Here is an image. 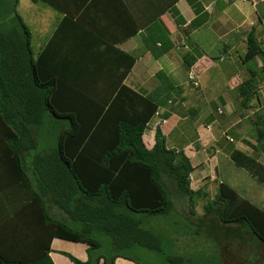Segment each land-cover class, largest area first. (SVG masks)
<instances>
[{
  "label": "trees",
  "instance_id": "trees-1",
  "mask_svg": "<svg viewBox=\"0 0 264 264\" xmlns=\"http://www.w3.org/2000/svg\"><path fill=\"white\" fill-rule=\"evenodd\" d=\"M42 1L65 16L40 53L17 12L9 25L0 26V264H55L50 255L54 237L86 242L91 255L102 246L99 233L112 239L114 253L105 257L106 264H115L118 256L133 259L126 250L134 246L164 253L161 237L144 227V216L173 210L169 181L190 201L202 191L192 188L190 157L168 147L160 124L152 148L144 134L169 90L179 94L183 88L166 81L150 93L135 90L125 80L136 58L115 48L112 68L102 66L101 36L85 30L76 16L82 3ZM257 56L264 60L251 34L245 59ZM250 72L237 86L245 108L258 92L257 71ZM255 114L251 145L264 152V112ZM231 158L264 185V163L256 156L234 149ZM220 201L218 216L224 223L246 226L264 242V207L223 181L205 206L207 217ZM53 208L68 219L52 214ZM64 254L75 264L101 259ZM166 259L168 264L186 260L182 255Z\"/></svg>",
  "mask_w": 264,
  "mask_h": 264
},
{
  "label": "crops",
  "instance_id": "crops-1",
  "mask_svg": "<svg viewBox=\"0 0 264 264\" xmlns=\"http://www.w3.org/2000/svg\"><path fill=\"white\" fill-rule=\"evenodd\" d=\"M77 1L83 4L82 8L77 9L76 16L84 23V29L93 32L96 37L97 33L101 36V49L98 52L104 51L100 58L104 68H112L114 65L116 56L114 49L117 48L136 58L125 80V83L135 90L144 94L150 93L166 81L183 88L179 94L169 90L171 95L159 107L160 113L151 118L144 134V141L148 148L153 147L156 126L160 124L166 135L168 147L183 149L190 157L194 167L191 173V185L194 190L202 191L201 197L212 196L207 185L210 186L216 181L219 187L223 181L230 184L226 174L221 173V170L224 163L223 158L236 164L231 158L234 149H240L259 159L257 156L259 151H255L251 145L254 142L247 138L248 132L242 129V122L249 115L238 112L234 103L227 105L225 101L229 99L228 95H231V99L241 102L237 86L250 77V70H256L260 86L257 99L261 105L260 109H264V60L261 56L253 60L245 59L248 38L251 34L257 38L264 52V40L262 39L264 36V2L254 6L248 0H175L174 3L173 0ZM60 12L62 13L60 21L58 17L55 19L52 16L49 20L41 19V22L49 24L51 30L50 33H46V42L54 36L64 19L65 13ZM70 31L74 33V30ZM87 47L88 45L83 47V51L88 54L89 48ZM191 62L193 64L188 67ZM222 62L225 63V68L221 65ZM91 64L95 66L94 62ZM193 66H200L201 73L205 74L206 78L209 76L212 80H218L221 76L227 81L230 94L226 95L227 99L225 97L223 102L219 100L216 107L217 112L221 107L223 114L225 113L224 107H230L227 117L224 118L227 123H224V119L215 120L209 103L206 106L200 105L198 109H193V107L190 109L181 104L188 101L191 93H200L202 89V85L194 88L188 82V72ZM224 94L222 92L221 96L224 97ZM179 104L182 106L179 107ZM162 118L165 119L164 122H160ZM179 119L193 120V123L197 125V135L184 141L182 134L179 137L176 133L174 134L175 128L179 126ZM170 120L175 121L170 125ZM228 124H231L229 128L232 127L235 130L236 136L225 135L228 128L223 129V127ZM180 130L184 131L188 128L180 127ZM169 133L173 134L172 143L168 138ZM224 138L227 146L235 143L234 147L226 153L220 145ZM174 144H177V147ZM261 154L264 158L263 152ZM240 168L252 176L248 170ZM234 173L238 172L234 171ZM230 185L243 198L264 207V198L260 201L253 200L247 192L250 190L248 186L243 193L244 190L241 192L234 185ZM218 192V190L215 192L216 196ZM219 204L220 207L218 206L219 209H217L216 206ZM217 205L214 207L218 210V212L215 211L216 214L219 213L223 203L220 201ZM55 211L60 213L57 208ZM204 216V219H219L217 216ZM228 229L233 232L224 236L178 239L173 242L172 247L175 246V248H168L169 253L164 251L158 255L160 263L132 255L133 259L124 256L116 257L115 264H168L167 255L184 256L186 260L181 264H264V244H260L262 241L255 239L246 226L232 223L228 225ZM237 229H242V232L235 233L234 230ZM89 247L90 245L83 241L54 237L51 242L50 255L55 264H75L64 252H69L82 261H87L90 257L96 259L101 256L98 264H106L105 257L108 256L99 249H92L90 255ZM137 250L141 249L137 247Z\"/></svg>",
  "mask_w": 264,
  "mask_h": 264
},
{
  "label": "rangeland",
  "instance_id": "rangeland-1",
  "mask_svg": "<svg viewBox=\"0 0 264 264\" xmlns=\"http://www.w3.org/2000/svg\"><path fill=\"white\" fill-rule=\"evenodd\" d=\"M15 4H16V0H0V26L3 27L9 25L13 21L12 19L15 16V12H17L19 15L22 16L24 22L29 26L32 32V45L34 51L38 54L49 43V41L46 42L47 40L46 33L51 32L49 24L46 22H41V19L47 18V20H49L50 16H52L55 19L58 17V21H60V19L62 18V13L56 10L55 8H53V6L49 2L48 3L43 2L42 0H37V1L19 0V2L16 5ZM201 63H199V65H202ZM221 65L223 66V68L226 67L225 63L223 62ZM193 68H196L197 74L199 76L200 84L202 85V89L200 93L197 92L191 93L189 95L188 101L182 102L181 104L187 106L190 109H192V107L193 109H198L200 105L206 106L209 103V105L211 106V111H213L214 113L215 120L221 119L222 121V119L227 117V112L230 110V107L228 106L224 107L225 109L224 114L223 113L219 114L217 112L216 107L219 103L218 102L219 100L223 102L225 97L227 99L226 95L230 94V89L229 86L227 85V81L224 80V78H222L221 76L218 80H212L210 79L209 76L206 78L205 74L201 73L200 66L197 67L193 66ZM257 88L260 89V86L258 85ZM233 89L236 88L234 87ZM222 92L225 93L224 97L221 96ZM228 96L229 99L225 101L226 102L225 104L232 105V103H234L235 105L234 107L237 108L238 112H244L245 115H249L242 122L243 123L242 129L248 132L246 135L247 138L250 139V141L255 142V136L257 134V127L255 125L257 116L255 113L264 111L263 108L260 109L261 105L258 102L257 96H255L252 99L249 108H245L241 102H237L236 100L231 99L232 97L231 95ZM191 98H195V100H191ZM181 104H179V107L182 106ZM180 116L183 117V115ZM174 121L170 120V125L174 123ZM189 121L179 119L178 120L179 126H177L174 131V134L176 133L178 137L182 134L181 137L184 138L183 139L184 141H186L187 138L191 139V137H195L197 135V125L193 123V120L190 122ZM223 121L224 123H227L226 119H224ZM229 125L231 124H228L223 127V129L228 128V130H226L227 132L225 133V135L229 134L230 136L231 135L236 136L234 134L235 130H233L232 127L229 128ZM180 127L182 128L187 127L188 130L181 131ZM242 132L244 133V131ZM172 135L173 134L170 133L168 134V138L171 140V143L173 141ZM177 144L179 143L177 142ZM234 144L235 143H232L229 146H227V142L225 138L224 140L222 139V141L220 142V145L224 153L229 151L230 148H233ZM176 145L175 147H177ZM261 153L262 152L259 151L257 156L259 157V160H263L262 162L264 163V158L262 157ZM223 159L225 161L223 160L224 163L222 164L221 173L223 172L224 174H226L227 181L230 184L237 187L241 192L244 189H247L248 186L250 190H248L247 192L249 193V196L253 200L260 201L261 198H264V186L261 184V182H258L251 175H249L248 172L242 170L239 166H237L233 162H229L227 158H223ZM234 171H237L238 173H234ZM165 179L168 180L167 176H165ZM172 184L173 183L169 181V186L172 189L171 195L174 202L173 210L170 213L164 215L161 214L145 215L143 222L144 227L149 228L151 231H153L154 233L158 234L159 237H161L164 251H167L168 248L170 249V247L175 248V246L172 247L173 242L181 238L197 237L198 239H201L205 237L211 238L215 236H224L227 233H232L231 230L230 232H228L229 231L228 225L220 219L218 214L215 213V211L218 212V210H216L215 208L213 210L212 215L219 217V219L218 220H213L210 218L204 219L205 218L204 215H207L205 206L208 204L209 201L211 202L214 199V197L216 196L215 192H217V190L219 191L220 187L218 185V181L214 182L213 184H210V186L207 185V189L212 194L211 197L204 198L198 196L195 197L192 201L189 200L188 196L176 193L175 190H173L174 186ZM245 191L246 190H244L243 193H245ZM218 206L220 207V204L216 206L217 209H219ZM51 212L55 216L64 217V214H60L56 212L55 208L51 209ZM241 232L242 229L236 230V233H241ZM97 236L102 242V246L98 249L101 250L108 257L111 256L113 249L111 237L103 233H99L97 234ZM255 239L257 238L255 237ZM260 244H264V242H261ZM137 247H139L141 250L140 251L137 250ZM257 251H259V249ZM126 253H129L140 259H144L150 262L155 261L157 263H160V261L158 260L159 257L158 255L162 253V251L149 249L143 246H134L133 248L126 250Z\"/></svg>",
  "mask_w": 264,
  "mask_h": 264
},
{
  "label": "built area",
  "instance_id": "built-area-1",
  "mask_svg": "<svg viewBox=\"0 0 264 264\" xmlns=\"http://www.w3.org/2000/svg\"><path fill=\"white\" fill-rule=\"evenodd\" d=\"M250 1L254 6L260 4L261 2H264V0H248ZM264 37V36H263ZM264 40V38H262ZM188 81L189 83L194 87V88H199L200 87V80H199V76L197 74L196 68H190L189 72H188ZM218 112L219 113H223V109L221 107L218 108ZM160 112L159 110L156 112V114L158 115ZM165 119L162 118L160 120V122H164ZM159 122V123H160ZM232 140V138H230ZM263 156H264V152H263Z\"/></svg>",
  "mask_w": 264,
  "mask_h": 264
}]
</instances>
